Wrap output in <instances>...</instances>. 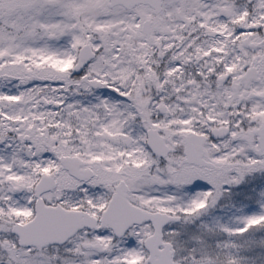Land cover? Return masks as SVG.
I'll return each mask as SVG.
<instances>
[{
    "label": "snow or ice",
    "instance_id": "obj_1",
    "mask_svg": "<svg viewBox=\"0 0 264 264\" xmlns=\"http://www.w3.org/2000/svg\"><path fill=\"white\" fill-rule=\"evenodd\" d=\"M0 264H264V0H0Z\"/></svg>",
    "mask_w": 264,
    "mask_h": 264
}]
</instances>
